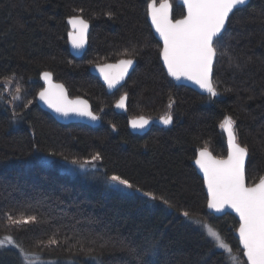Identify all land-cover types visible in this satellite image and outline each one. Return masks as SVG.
<instances>
[{
  "label": "trees",
  "instance_id": "trees-1",
  "mask_svg": "<svg viewBox=\"0 0 264 264\" xmlns=\"http://www.w3.org/2000/svg\"><path fill=\"white\" fill-rule=\"evenodd\" d=\"M150 1L0 0V237L15 245L0 247V264H24V253L55 264H233L193 221L219 233L235 264H247L234 235L238 221L207 212L192 161L201 148L226 155L221 123L230 117L247 149V184L264 177V0L230 15L217 42L214 99L167 76L147 19ZM170 1L172 18L182 17L183 7ZM74 15L90 23L80 58L67 44L66 20ZM120 59L136 64L108 93L90 66ZM44 71L70 97L86 98L100 124L63 125L35 104ZM6 81L20 90L18 106ZM122 94L126 112L117 113ZM168 112L169 127L152 125L143 134L128 128L132 117ZM97 154L94 174L71 177L56 168L58 161L82 163ZM113 175L126 179L131 192L108 187ZM27 216L37 220L13 223Z\"/></svg>",
  "mask_w": 264,
  "mask_h": 264
},
{
  "label": "snow or ice",
  "instance_id": "snow-or-ice-1",
  "mask_svg": "<svg viewBox=\"0 0 264 264\" xmlns=\"http://www.w3.org/2000/svg\"><path fill=\"white\" fill-rule=\"evenodd\" d=\"M187 9V15L173 22L169 19L167 2L156 8L149 4V15L156 31L163 38L164 47L162 58L168 74L175 79L184 77L197 84L202 90L211 96H216L217 91L211 80L214 60L217 57L218 39L226 30V22L230 13L239 5H244L246 0H183ZM69 24L77 28L76 34L70 33L73 46L81 48L85 39L87 23L79 17L69 19ZM226 55V53H221ZM133 64L131 59L120 61L118 66L106 65L100 69L105 82L111 88L127 72L128 67ZM118 67L115 74L106 71ZM42 78L49 82L51 74L44 72ZM59 91L53 92L45 89L39 93L40 99L45 101L55 112L68 116L74 113L79 116H87L95 121V116L87 108L85 101L69 100L64 94L63 86H55ZM124 97H121L117 107H123ZM162 122L167 125L171 123L172 117H162ZM133 128H142L148 120L143 117L131 122ZM234 121L225 117L221 127L228 133L229 152L227 159H215L206 150L199 153L196 164L204 173L205 183L208 187V208L221 211L225 206L233 209L239 216V239L243 248V255L247 258V264H264V177L254 186L245 184V163L247 149L236 143L233 131ZM100 159L99 154L92 160ZM89 163V162H85ZM85 165L81 164L83 168ZM113 185H122L126 189H132V185L120 176L113 175L110 178ZM139 192V189H135ZM150 199H155L151 193H143ZM165 203H167L165 201ZM183 215L187 218L188 213ZM11 219V217H9ZM35 216H27L22 220H13L14 224H28L35 222ZM198 227L203 228L206 235L215 243V246L228 253L235 264L237 257L232 256L231 248L223 241L219 233L210 225L193 221ZM13 238L5 237L0 240V247L12 244ZM56 244L55 239L50 240ZM28 254H25L27 256Z\"/></svg>",
  "mask_w": 264,
  "mask_h": 264
},
{
  "label": "water",
  "instance_id": "water-1",
  "mask_svg": "<svg viewBox=\"0 0 264 264\" xmlns=\"http://www.w3.org/2000/svg\"><path fill=\"white\" fill-rule=\"evenodd\" d=\"M250 0H246V3L244 5H239L237 6L236 9H239L241 7H244L246 4H248ZM167 2V4L170 6L169 7V10H168V16H169V19L172 20L173 22H175L176 20H181L183 19L186 15H187V9L183 3V0H175V3L177 5H180L183 7L184 9V15L180 18H177V19H173L172 18V3L170 0H162L160 2H156L155 0H151L149 2V4H154L156 8H159L161 4ZM149 4H148V7H147V19H148V22L151 26V29H152V32L154 34V36L156 37V39L159 41L160 45H161V50H160V61H161V64L167 74V76L176 84V85H181V86H185V87H188V88H191L193 91L197 92L198 94L200 95H210L209 93H207L206 91L202 90L197 84H195L193 81H190L184 77H181L180 79H175L174 77L170 76L168 74V71H167V68L165 67L164 65V61H163V58H162V50H163V47H164V42H163V38L160 36V34L156 31V28L155 26L153 25L152 23V18L151 16L149 15ZM234 9L233 12L236 10ZM232 12V13H233ZM230 13V15L232 14ZM229 15V17H230ZM73 17H79L80 19L84 20L87 25H88V28L85 32V39H84V43H83V46L79 49L75 48L73 46V43H72V39L70 38V33L71 34H76L78 32V26L77 28H73V26L71 24L68 23L69 19L73 18ZM67 24H68V27H69V30H68V33H67V44H68V48H69V51L71 53V55H73L74 57L76 58H80L83 56L86 48H87V44H88V34H89V31H90V23L85 20L82 16L80 15H74V16H71V17H68L67 18ZM228 22V21H227ZM227 22H226V25H227ZM224 32V31H223ZM216 59V58H215ZM122 60H128V59H120L116 62H107V63H101V64H93L90 66V72L97 76L99 81L104 85V87L106 88L107 92L108 93H113L114 91H116L117 89H119L126 81V79L128 78L129 74L131 73L132 69L134 68L135 64H136V61L134 59H131L133 61V64L130 65L128 67V70L126 73H124L123 75V78L120 79L113 87H109L108 84L105 82V79H104V76L103 74L101 73L100 69L106 65H113V66H118L120 61ZM215 62V60H214ZM106 71H109L113 74L117 73L119 71V68L118 67H113L112 69H106ZM44 72H48V71H44ZM42 72L40 74V80L43 84V87L38 91V93L36 94V98H35V104H37L42 110L46 111L47 113H49L53 118L54 120L57 122V123H60V124H63V125H68V124H73V123H81V124H85L87 126H90V127H96L100 124V118L98 117L97 114H95L92 109H91V106H90V103L89 101L84 98V97H81V96H76V97H70L69 94H68V91L66 89V87L64 86V84H62L61 82L59 81H56L54 80L53 78V75L51 74V78H50V81L49 82H46L43 78H42V74L44 73ZM212 74H213V70H212ZM212 74H211V80H212ZM57 85H62L63 86V91H64V94L67 96V98L69 100H81V101H85L86 104H87V108L88 110H90L95 116H97V119L95 121L91 120L89 117L87 116H79V115H76L74 113H70L68 116H64V115H61L57 112H55L52 108H50L48 106L47 103H45V101L41 100L40 99V96H39V93L41 91H44L45 89H49L53 92H57L59 91V89H57L55 86ZM211 96V95H210ZM121 97H124V103H123V107H117V104L120 102L121 100ZM218 97V93L216 96H211L212 99L214 98H217ZM126 101H127V95L126 94H122L119 99L116 101L115 105H114V110L117 112V113H125L126 112ZM170 113H166V115L164 116H161V117H158V118H149V117H146V116H138V117H132L128 120V128L130 129V131L134 134H143L145 132H147L150 127L152 125H158L160 127H169L171 124H172V121L171 123L165 125L163 122H162V117H165V116H169ZM171 116V115H170ZM143 117L144 119L148 120V123L142 127V128H133L132 127V121L134 120H139V118ZM233 127V126H232ZM223 132H224V135H225V139H226V145H227V153L224 157H217L215 156L209 149L207 148H201L197 151L196 153V156L194 158V160L192 161V164L197 172V174L201 177L202 181H203V187H204V190H205V193H206V196H207V203H206V210L209 214L215 216V217H221V216H224L226 214H230V215H233L236 220L238 221V226H237V229L234 233L237 241H238V245H239V248L241 249L242 251V254H243V248H242V245L240 244V239H239V232H238V228H239V216L238 214L233 210L231 209L230 207H227L225 206L221 211H216L214 209H209L208 208V187H207V184L205 183V178H204V173L203 171L201 170L200 166L196 164V160L199 158V153L201 151H207L208 153H210V155L215 158V159H227V156H228V152H229V143H228V133L224 130V128H222ZM234 131V130H233ZM236 143H238V141L236 140ZM239 144V143H238ZM240 145V144H239ZM241 146V145H240ZM243 147V146H242ZM247 158H248V153H247V156H246V162H247ZM245 167H246V163H245ZM259 181H257L256 183L252 184V185H248L247 182H246V177H245V184L247 186H254L255 184L259 183ZM243 258L245 259L246 263H247V258L243 255Z\"/></svg>",
  "mask_w": 264,
  "mask_h": 264
},
{
  "label": "rangeland",
  "instance_id": "rangeland-1",
  "mask_svg": "<svg viewBox=\"0 0 264 264\" xmlns=\"http://www.w3.org/2000/svg\"><path fill=\"white\" fill-rule=\"evenodd\" d=\"M8 82L6 81V84L9 87V92H10V94H12L11 96L14 97V99H15V106H18L20 103H22V100L20 99L21 98L20 92H19L20 90L16 87V83L10 82V81H8ZM11 84L13 85L14 91L11 87ZM43 158L41 159V161L43 163L50 164L48 162H45V159H43ZM47 160H49V158H47ZM85 162H89V163H85ZM81 164H84L85 166L83 168H81L80 167ZM56 165L58 166V167L56 166V168L59 172L67 174L71 177H76V176H84V175L94 174V170L97 169L98 160L89 159V160H86L82 163H71V162L58 161L56 163ZM107 186L112 188V189L118 190L121 193H130L131 192L130 189H126L122 185H113L112 182L110 181V179L107 180ZM4 238L5 237H0V240H3ZM5 246H15V245L13 242L12 244L6 243ZM25 254H27V253H24V257H23V261L25 262L24 264H55L56 263V261H53V260L42 259L38 256L36 257L34 255H31V254H28L27 256H25Z\"/></svg>",
  "mask_w": 264,
  "mask_h": 264
}]
</instances>
